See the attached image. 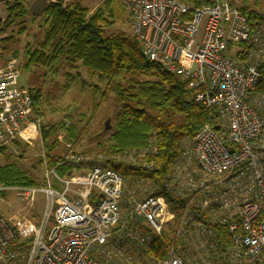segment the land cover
I'll return each instance as SVG.
<instances>
[{"label":"built area","instance_id":"built-area-1","mask_svg":"<svg viewBox=\"0 0 264 264\" xmlns=\"http://www.w3.org/2000/svg\"><path fill=\"white\" fill-rule=\"evenodd\" d=\"M118 1L143 55L179 74L210 121L182 144L161 187L117 171H152L145 158L156 154L153 138L110 154L80 153L68 142L60 165L86 170L83 195L69 198L75 183L60 178L63 190L0 186L48 202L23 243L0 211V264H264V23L252 25L228 0ZM20 77L16 62L0 67V149L40 125ZM159 189L178 200L176 211Z\"/></svg>","mask_w":264,"mask_h":264},{"label":"trees","instance_id":"trees-1","mask_svg":"<svg viewBox=\"0 0 264 264\" xmlns=\"http://www.w3.org/2000/svg\"><path fill=\"white\" fill-rule=\"evenodd\" d=\"M31 2H6L7 19L4 22L0 19V36L18 21H21L22 26L19 33L25 32L23 25L28 17L32 20L41 19L44 23L42 43L36 50L26 48V64L22 66L18 63L19 69L38 66L53 70L62 58L72 67L80 64L86 72L85 81L93 97V115L100 112L110 94L119 110L110 135L112 145L99 144L98 154L141 150L153 138L156 154L145 158L146 162L154 165L152 171L143 168H118L117 171L126 178L149 180L161 187L181 154L182 144L193 138L210 121L209 115L195 103L194 92L188 83L179 74L170 73L160 64L148 60L134 37L123 32L107 33L114 25L111 19L113 0H106L103 7L94 12L77 0H48L49 7L40 17H34L29 12ZM237 3L235 1L234 4L252 25L264 23V14ZM2 41L5 51V44L12 39ZM241 48L247 51L248 46ZM11 61L14 60L10 58L7 62ZM101 85H104L103 91ZM28 91L33 98V111L38 114L41 91L33 88H28ZM258 91L264 95V71ZM54 131L42 127L47 164L60 178H66L75 170L67 164L60 165L66 153L62 155L59 152L61 143L51 139ZM66 131V140L75 147L82 131L74 125ZM5 149H0V156L5 154ZM40 162L43 164L42 160ZM0 186L38 189L45 184L21 170L18 164L9 163L0 166ZM158 195L165 199L173 211L179 208L178 200L162 189H159Z\"/></svg>","mask_w":264,"mask_h":264},{"label":"rangeland","instance_id":"rangeland-1","mask_svg":"<svg viewBox=\"0 0 264 264\" xmlns=\"http://www.w3.org/2000/svg\"><path fill=\"white\" fill-rule=\"evenodd\" d=\"M11 1L13 0H0V19L3 22L8 16L5 4ZM50 1L57 2L58 0ZM77 1L91 12L103 7L106 2V0ZM228 1L232 4L236 1L238 5H247L251 11L264 14V0ZM234 5L236 6V4ZM111 10V19L114 25L107 33L123 32L129 37H133V19L118 0H113ZM25 20L23 25L25 32L19 33L22 26L20 25L21 21H18L0 36L2 39H12L11 42L5 44L4 58L0 61V67L6 64L10 58L17 64L24 66L26 64V48L30 47L31 50H36L42 43L45 28L43 21L41 19L32 20L30 17ZM20 69L19 87L41 91L38 114L34 113V117L40 120V125L30 137L20 138L16 143L5 147V154L0 156V166L16 163L21 170L34 175L41 183H44L45 186L41 188L50 185L55 189L63 190L62 185L57 180L60 177L47 164L42 140V127L55 130L51 139H56L61 143L59 152L62 155H65L66 144L69 142L66 140L68 131L66 129L71 125L76 126L83 133L75 146V150L87 154L99 153V144L112 145L110 135L119 111L118 107L113 95L110 94L103 103L100 112L96 116L93 115V97L88 82L85 81L87 80L86 72L80 64L72 67L62 58L53 70L38 66L30 69L21 67ZM101 88L103 91L104 85H101ZM107 121H109L108 129L104 131ZM65 123H68L67 128ZM41 160L43 164H41ZM60 179L65 180V177ZM73 188L78 187L74 186ZM70 196L69 198H71ZM47 203L43 193H35L30 200L26 201L18 196L15 191L0 192V211L8 222L18 228L21 243L27 241L43 224ZM51 226L52 224L49 223L45 235L48 234Z\"/></svg>","mask_w":264,"mask_h":264},{"label":"crops","instance_id":"crops-1","mask_svg":"<svg viewBox=\"0 0 264 264\" xmlns=\"http://www.w3.org/2000/svg\"><path fill=\"white\" fill-rule=\"evenodd\" d=\"M4 66V65H3ZM1 66V67H3ZM85 173H86V170L85 169H77L73 172V174L69 177H66L65 179H68V180H71L73 181L75 184H73L72 186L74 187H78V188H73L71 186V189L73 191V193L69 194L71 195L70 197H74L76 194H85L86 193V187L83 185V183L81 182L82 179H84L85 177ZM79 183V184H77ZM83 188V190H81Z\"/></svg>","mask_w":264,"mask_h":264},{"label":"water","instance_id":"water-1","mask_svg":"<svg viewBox=\"0 0 264 264\" xmlns=\"http://www.w3.org/2000/svg\"><path fill=\"white\" fill-rule=\"evenodd\" d=\"M49 2L48 0H32V2L29 5V12L34 17H40L42 16L48 9ZM109 121L105 124V129H108Z\"/></svg>","mask_w":264,"mask_h":264}]
</instances>
